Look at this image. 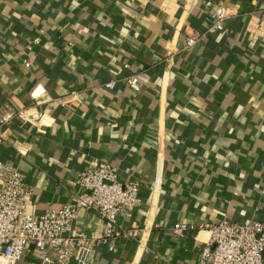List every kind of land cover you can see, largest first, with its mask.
<instances>
[{
  "label": "crops",
  "instance_id": "1",
  "mask_svg": "<svg viewBox=\"0 0 264 264\" xmlns=\"http://www.w3.org/2000/svg\"><path fill=\"white\" fill-rule=\"evenodd\" d=\"M218 6L234 14L208 31ZM34 38L26 69L16 51ZM0 104L34 117L0 127L31 212L69 201L96 160L138 182L117 218L135 236L87 264H196L206 230L174 224L264 221V0H0ZM101 223L79 209L74 231Z\"/></svg>",
  "mask_w": 264,
  "mask_h": 264
},
{
  "label": "built area",
  "instance_id": "2",
  "mask_svg": "<svg viewBox=\"0 0 264 264\" xmlns=\"http://www.w3.org/2000/svg\"><path fill=\"white\" fill-rule=\"evenodd\" d=\"M204 4L209 5V1ZM233 14L229 8L218 6L210 14L207 30L220 29L222 22ZM246 31L247 38L255 36L248 26ZM199 36L193 31L187 33L181 49L192 46ZM36 41V38L28 40L16 51L23 68L28 69L35 59L33 44ZM126 82L138 84L135 75L126 77ZM113 84L114 80H110L104 87L111 88ZM15 118L34 119L23 107L13 109L0 104V127ZM75 185L69 201L35 214L28 209L30 189L24 184L21 173L0 160V264H14L27 252L34 256V264H87L93 249L104 248L111 252L119 237L135 236L134 228H126L117 218L135 205L139 189L137 181L120 182L114 166L96 160L78 172ZM79 209L91 212L101 220L99 234L74 231ZM173 229L206 230L207 239L199 250L196 264H264V221L237 223L222 219L197 225L176 223Z\"/></svg>",
  "mask_w": 264,
  "mask_h": 264
}]
</instances>
